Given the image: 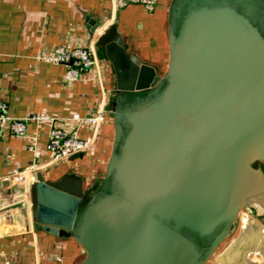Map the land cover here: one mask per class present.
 I'll use <instances>...</instances> for the list:
<instances>
[{"label":"water","instance_id":"water-1","mask_svg":"<svg viewBox=\"0 0 264 264\" xmlns=\"http://www.w3.org/2000/svg\"><path fill=\"white\" fill-rule=\"evenodd\" d=\"M97 45L117 90L103 178L84 194L72 175L35 173L32 220L73 237L80 264H206L240 211L264 205V0H172L162 75L114 25ZM19 198L0 187L4 235L20 231Z\"/></svg>","mask_w":264,"mask_h":264},{"label":"crops","instance_id":"crops-1","mask_svg":"<svg viewBox=\"0 0 264 264\" xmlns=\"http://www.w3.org/2000/svg\"><path fill=\"white\" fill-rule=\"evenodd\" d=\"M171 1L158 0L154 9L148 10L141 3L118 6L115 0H0V99L7 102L9 114L22 118L45 112L72 129L69 118L73 113L85 116L104 112L97 129H77L81 138L95 136L92 151L60 160H53L46 150L49 121L28 122L25 136L2 130L0 187L9 186L19 193L20 204L23 194L25 207L20 231L0 233V264L5 258L15 264H80L83 260L85 251L73 237L51 234L32 220L29 186L3 178L13 169L32 167L34 174L41 172L48 181L72 175L80 180L84 194L100 184L112 148V102L117 90L113 63L105 47L97 45L98 37L114 25L124 50L162 75L168 63ZM64 42L93 49L100 80L94 77L68 84L63 80V64L36 61L40 50ZM206 264H264L263 204L240 211L229 236Z\"/></svg>","mask_w":264,"mask_h":264},{"label":"built area","instance_id":"built-area-1","mask_svg":"<svg viewBox=\"0 0 264 264\" xmlns=\"http://www.w3.org/2000/svg\"><path fill=\"white\" fill-rule=\"evenodd\" d=\"M115 2L118 6H125L128 3H141L146 9L153 10L158 0H115ZM35 59L36 61L63 64L66 68L63 80L68 84L78 80L94 79V77L100 80V76L96 71L97 58L90 47L76 46L70 42H64L49 50H40L35 55ZM103 118L104 112L102 110L85 116L73 113L69 118L73 124V128L68 129L57 118L45 112L28 113L22 118L13 117L8 112L7 102L0 99V135L2 130L7 128L16 136H25L28 122L49 121L51 125L47 132L46 150L50 153L53 160H60L81 152L92 151L95 136L81 138L77 133V129L81 126H92L94 129H97ZM28 148L34 150L33 145H29ZM34 172L32 167L13 169L3 180L13 182L16 185L29 186ZM50 258L60 260L59 256L51 255ZM2 264L15 263L5 258Z\"/></svg>","mask_w":264,"mask_h":264},{"label":"rangeland","instance_id":"rangeland-1","mask_svg":"<svg viewBox=\"0 0 264 264\" xmlns=\"http://www.w3.org/2000/svg\"><path fill=\"white\" fill-rule=\"evenodd\" d=\"M263 166H264V165H263ZM216 251H217V250H216ZM216 251H215V252H216Z\"/></svg>","mask_w":264,"mask_h":264},{"label":"trees","instance_id":"trees-1","mask_svg":"<svg viewBox=\"0 0 264 264\" xmlns=\"http://www.w3.org/2000/svg\"><path fill=\"white\" fill-rule=\"evenodd\" d=\"M220 246H221V245H220ZM220 246H219V247H220Z\"/></svg>","mask_w":264,"mask_h":264}]
</instances>
